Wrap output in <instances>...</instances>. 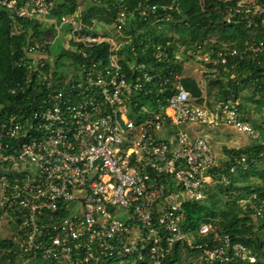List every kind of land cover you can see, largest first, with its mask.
<instances>
[{"label": "built area", "instance_id": "obj_1", "mask_svg": "<svg viewBox=\"0 0 264 264\" xmlns=\"http://www.w3.org/2000/svg\"><path fill=\"white\" fill-rule=\"evenodd\" d=\"M57 1L0 0L13 20L53 29L28 35L17 62L28 82H40L32 115L0 114V237L16 243V261L39 255L51 264H84L133 256V262L163 264L176 245H187L200 249L206 262H254L249 247L232 242L211 220L194 230L186 226L184 204L205 200L214 184L227 188L231 175L248 166L244 152L228 153L223 163L229 165H221L194 124L229 125L254 141L259 132L240 117L233 92L212 106L205 95L190 96L177 64L200 67L203 85L234 78L223 71L264 52V37L256 39L264 33V0H238L226 9L227 23L247 29L239 42L217 49L218 37L190 48L157 43L151 53L157 67L148 63V43H134L123 31L124 5L115 12L113 32L94 34L79 12L52 16ZM163 11L156 21H168L180 9ZM59 33L74 55L65 72L54 70L47 50ZM101 42L108 44L104 55L95 46ZM235 195L240 211L264 222V196L253 190ZM204 236L210 242H196Z\"/></svg>", "mask_w": 264, "mask_h": 264}, {"label": "trees", "instance_id": "obj_2", "mask_svg": "<svg viewBox=\"0 0 264 264\" xmlns=\"http://www.w3.org/2000/svg\"><path fill=\"white\" fill-rule=\"evenodd\" d=\"M238 0H100L93 4L85 0V7L81 12L83 22L91 28L87 31L96 34L98 29L95 25L112 26L115 19V12L121 5L126 7L128 19L124 25L123 31L131 34L132 42L136 43L143 40L149 45L147 56L148 63L152 67H157V63L151 53L157 43H169L174 47L181 43L185 48H190L195 43H203L212 32H218V42L214 48H219L224 43L235 44L239 39L247 36L244 25H233L225 20L226 9L234 5ZM77 0H58L51 15L60 18L65 14H72L78 7ZM172 5L180 9L177 13H172V18L168 21H156L164 8ZM148 7L144 11L143 7ZM155 9L152 10L151 7ZM52 27H42L34 20L17 17L13 20L8 11L0 8V114L18 113L22 117L31 116L35 105L42 95L40 92V82L38 78L32 77L27 81L25 69L17 65V62L24 55V46L28 35L40 36L52 31ZM105 32V31H102ZM107 32V31H106ZM264 37V33H257L256 39ZM49 44L47 50L50 52ZM97 52L104 55L107 51V42H101L95 45ZM94 46V47H95ZM208 48V44L204 45ZM65 47L57 55V59L67 55L68 59L73 55L69 48ZM69 63V61H68ZM183 62L177 64L178 69L182 71ZM57 62L54 61V66ZM50 67L46 64L45 70ZM227 72L233 74L234 78L224 80H209L207 86L217 88L216 101L226 98L230 92L235 96H240L244 88H248L250 94L249 100L254 101L255 107L264 109V52L257 56H248L237 63L235 68H230ZM182 84L189 91L190 96L200 98L203 89L198 81L192 76L182 78ZM240 99V98H239ZM201 100V99H200ZM208 102V101H207ZM215 102V101H214ZM214 102H208L210 106ZM247 106L244 102H239L238 110L242 119H249L245 116ZM244 114V115H243ZM254 126V125H253ZM260 130V140H255L251 144L231 148L228 153L244 152L248 156V166L246 169H238L235 173L244 180L246 177H256V183H244L238 185L231 175V183L227 188L216 186L219 193L229 194L235 189L237 194L256 191L264 196V129ZM229 163H224L228 166ZM219 167L213 172L220 171ZM244 187V188H241ZM210 195V196H209ZM208 198V200H206ZM203 201H193L184 204L185 225L193 230L207 220H211L214 225L217 222V231L229 235L232 242H239L249 247L256 259L254 262L247 260L232 259L227 262L212 261L206 262L202 259L200 264H264V237L261 236L264 222L258 219L253 220L249 213L240 211L236 206L234 199L227 200L219 208L220 199L213 192L209 193ZM230 202V203H228ZM232 202V203H231ZM197 243L210 242V236H204L196 239ZM16 243L8 236L0 237V264H51L42 260L40 256L32 258L28 263L16 261L14 250H17ZM185 248L189 253L200 252L198 248H191L187 245L173 248V251L164 258L163 264H186L183 262L181 250ZM127 258L121 264H126L135 260L133 256ZM118 257L111 256L98 263L88 262L84 264H111ZM135 264H152L147 260H136Z\"/></svg>", "mask_w": 264, "mask_h": 264}, {"label": "rangeland", "instance_id": "obj_3", "mask_svg": "<svg viewBox=\"0 0 264 264\" xmlns=\"http://www.w3.org/2000/svg\"><path fill=\"white\" fill-rule=\"evenodd\" d=\"M77 2L79 5L76 8L75 13L77 12L81 13L85 7V0H77ZM95 29H98L99 31H105V32L114 31L113 25L112 26L95 25ZM217 37H218V32H212L211 34H209L207 38L218 39ZM66 45H67V42H66V37L64 36V33H59L58 38L53 43H51L50 61L52 60L53 62L54 61L57 62V65H55L54 67V70L56 71L65 72V71H68V69L70 68L69 63H68L69 59L67 55H63L61 56V58L57 59V55L60 53L61 50H63L66 47ZM195 67H196V70L200 69V67L196 66V64H193L191 62L185 63V74L189 75L190 73L192 74V76L194 75L195 78H198L200 76V71L198 70L197 72H192L193 68ZM202 89H203V93L208 102L216 101L215 100L217 97L216 87H211L207 85H205L204 87L203 85ZM249 94L250 92L248 88H244L241 91L239 98L241 102H244L245 106H247L246 113H244L245 116L247 115V117L249 118L247 119V121H249L252 125H254V128L259 132V135H260V130L258 126H260L261 129H264V109L259 110L258 108H256L254 101L248 99ZM146 106L148 110H151L153 108L152 107L153 105H151L148 102L146 103ZM192 128L196 132L204 133L207 135L209 145L217 161L223 166H224L223 160L225 159V156L227 155V150L231 148H235V147H242V146L251 144L254 141V139L251 138L250 136L238 131L237 129L229 125H223L220 127H209L205 125L194 124ZM178 129H180L181 131H185L187 133H191V131L186 127H179ZM234 179L236 180L237 184L240 186L243 185L244 183H256L257 182L256 177L250 176V177H246L243 180L242 177L240 178V176L236 175L235 173H234ZM216 186L218 185L214 184L209 193L211 192L215 193L217 197L220 199V202H218V206H217L220 208L222 204L226 202L227 200H233L232 197H234L237 191L235 189H232L231 194L230 193L223 194V193L218 192V188ZM241 188H244V187H241ZM242 193H244V191ZM206 200H208V198ZM253 220H255V218H253ZM214 228L215 229L217 228V222H216V225H214ZM261 233H262L261 236L264 237V228H263V231H261ZM181 251H182L181 254H182V259L184 263L186 264H200L201 263L202 253L200 252L199 253L198 252L189 253L185 248H183ZM124 260H127V258H118L117 260L112 261L111 264H121L123 263ZM126 264H135V263L133 261H130V262L126 261Z\"/></svg>", "mask_w": 264, "mask_h": 264}, {"label": "crops", "instance_id": "obj_4", "mask_svg": "<svg viewBox=\"0 0 264 264\" xmlns=\"http://www.w3.org/2000/svg\"><path fill=\"white\" fill-rule=\"evenodd\" d=\"M182 73H183L184 75L187 76V74H185V67H184V66H183ZM189 75H191V74L189 73ZM191 76H192V75H191ZM194 78H195V77H194ZM195 79L198 81L199 85H201V87H203V84L199 82L198 78H195ZM204 87H205V85H204ZM202 95H204V93H203ZM221 126H223V125H221ZM203 134H204V133H203ZM228 140H229V139H228ZM235 148H236V147H235Z\"/></svg>", "mask_w": 264, "mask_h": 264}]
</instances>
